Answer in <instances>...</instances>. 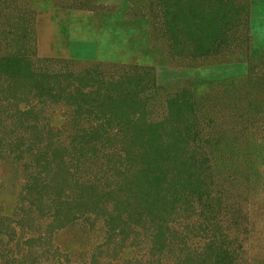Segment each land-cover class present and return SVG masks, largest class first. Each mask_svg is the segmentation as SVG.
Segmentation results:
<instances>
[{"label":"trees","instance_id":"16d2710c","mask_svg":"<svg viewBox=\"0 0 264 264\" xmlns=\"http://www.w3.org/2000/svg\"><path fill=\"white\" fill-rule=\"evenodd\" d=\"M92 2L65 4L89 8ZM148 2L172 57L196 62L244 53L246 0ZM30 12L21 0H0V154H27L35 166L26 186L28 211L46 209L61 226L83 217L98 222L109 250L142 251L146 264H232L211 216L230 204L210 162L216 133L203 127L194 93L160 95L144 67L53 71L33 48ZM48 102L71 110L61 143L41 126L36 106ZM199 229L209 241L197 250L191 243L206 236ZM0 234L8 235L5 227Z\"/></svg>","mask_w":264,"mask_h":264},{"label":"rangeland","instance_id":"374dc122","mask_svg":"<svg viewBox=\"0 0 264 264\" xmlns=\"http://www.w3.org/2000/svg\"><path fill=\"white\" fill-rule=\"evenodd\" d=\"M21 1L31 10L29 34L37 57L49 58L53 71L144 67L160 95L184 88L194 93L208 113H201L203 127L216 133L210 162L230 201L211 214L215 229L224 234L232 264H264V0H246L248 22L240 27L247 31L244 53L196 62L170 55L148 0H92L89 8L68 6L67 0ZM36 109L41 126L61 143L71 126L70 108L48 102ZM64 121L69 125L61 128ZM34 169L27 154H0V215L6 218L0 227L8 233L0 234V264L5 257L16 258V264H146L142 251L109 250L98 222L83 217L61 226L46 209L28 211L26 186ZM203 231L197 230L205 238L191 243L197 250L209 241ZM28 249L35 253L25 256Z\"/></svg>","mask_w":264,"mask_h":264}]
</instances>
